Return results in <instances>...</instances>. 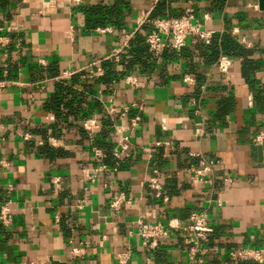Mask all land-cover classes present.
Masks as SVG:
<instances>
[{
  "label": "crops",
  "instance_id": "crops-1",
  "mask_svg": "<svg viewBox=\"0 0 264 264\" xmlns=\"http://www.w3.org/2000/svg\"><path fill=\"white\" fill-rule=\"evenodd\" d=\"M160 1L0 0V204L11 211L8 228L0 224V264H116L127 250V264H143L148 253L127 234L133 222L182 228L192 212H205L213 228L200 264H264L228 256L264 246V170L256 167V147L264 148V11L257 0H165L168 17L191 8L213 35L209 44L190 36L179 52L166 47L149 62L144 38ZM224 36L250 51L252 70L232 58L230 77L218 72ZM128 38L110 84L102 81L109 61L101 77L84 75ZM63 72L71 75L57 80ZM128 73L147 76L145 86L125 84ZM109 99L142 111L132 107L121 120L105 113ZM137 114L133 131L121 132L130 155L111 172L117 130ZM91 116L99 123L92 140L80 127ZM93 147L104 150L102 159ZM199 156L220 163L209 183L192 184ZM100 166L107 170L94 171ZM154 175L166 200L149 188ZM119 192L130 203L113 211L108 196ZM186 249L175 230L151 253L152 264H188Z\"/></svg>",
  "mask_w": 264,
  "mask_h": 264
},
{
  "label": "built area",
  "instance_id": "built-area-1",
  "mask_svg": "<svg viewBox=\"0 0 264 264\" xmlns=\"http://www.w3.org/2000/svg\"><path fill=\"white\" fill-rule=\"evenodd\" d=\"M49 6H54L59 0H45ZM73 3L79 4L84 0H71ZM7 30H9L7 28ZM213 32L206 30L202 25L195 20L193 10L188 8L184 13L178 17H164L154 19L152 21L151 30L145 35L144 41L147 47V52L150 55L151 60H157L166 49V47L172 48L174 51L179 52L185 45L188 37L195 36L199 41L204 44H209L212 38ZM128 39L124 40L121 45L113 48L103 59L88 64L83 67L82 72L89 79L101 77L103 75V68L101 62L109 61L117 64L120 62V57L123 50L128 45ZM21 41L19 39L15 42V47H19ZM5 55V54H4ZM232 65V58L226 55H220L216 61V68L219 73L223 74L225 78L230 77V67ZM3 75H5L7 64L3 65ZM71 73L63 72L57 77V80L63 81L67 79ZM145 79L141 80L137 74L128 73L121 77V80L125 84L135 87L143 88L146 84ZM191 77H183L184 82H190ZM15 84V83H13ZM6 85V81H0V89ZM137 108L139 112L142 111L141 104L133 103L129 106H125L122 109H117L113 104V99H109L107 103H104V111L108 115H117L121 120H127L128 112L130 108ZM140 120L139 115L130 118L121 129L117 130L116 143L110 150L113 157L116 159L115 166L110 169L111 172H117L120 161L130 155L129 149V137L121 133L122 131L132 132L137 126ZM81 129L87 135L89 139H93L96 131L99 128L98 119L95 116L85 118L81 121ZM93 157L96 159H102L104 157V150L98 148H92ZM219 161L204 158L199 156L198 165L191 167L188 179L192 184L209 183V175L212 172V168L219 164ZM107 170L106 167L100 166L96 172H102ZM109 170V169H108ZM92 175L88 176L92 179ZM149 188L154 194V197L166 200L165 192L162 188L159 178L154 175L148 181ZM124 193H111L108 196V205L113 211H119L122 207L129 204ZM218 206L221 205L220 200L216 201ZM77 207L81 208L82 203H78ZM11 223V211L8 206V202L0 204V224L4 228H8ZM175 230H179L180 237L183 243L186 245V253L188 264H200L201 259L198 254H205L208 252L207 242L209 234L212 233L213 228L209 223L208 216L205 212H192L189 215V222L185 227L179 228L176 225L168 222L164 224L160 221L150 222L138 217L133 226L127 232L130 238L136 237L144 252L148 253V256L144 259L143 264H152L151 253L159 249L166 240H168ZM213 250H216L213 248ZM228 256L232 261H254L262 263L264 261V246L260 248L244 247V248H232L228 251ZM130 257V252L121 251L116 254V264H127Z\"/></svg>",
  "mask_w": 264,
  "mask_h": 264
},
{
  "label": "trees",
  "instance_id": "trees-1",
  "mask_svg": "<svg viewBox=\"0 0 264 264\" xmlns=\"http://www.w3.org/2000/svg\"><path fill=\"white\" fill-rule=\"evenodd\" d=\"M167 10H168V6L166 5L165 0H161L160 2L157 3L156 7L153 9V11L151 13V18L154 20V19H158V18L168 17V11ZM139 39H141V38L137 37L136 40H139ZM210 48L212 51L211 54L217 55L218 51H217L216 47L210 46ZM220 49L222 50V53H224V55H226L230 58H241L242 59V69H244V72H248L254 68V63L249 58L251 55L250 51L244 49L243 47H241L240 45H238L237 43L232 41L231 38H229L227 36L222 37ZM132 53H133L132 55H136L135 51H132ZM145 53H146L148 61L150 62L151 59H150L149 53L147 52V47H146ZM106 66H107L106 67V75L104 76V78H102V81L105 84H110L112 79L115 77V72H113V69H112L113 64L112 63H109ZM113 74H114V76H113ZM110 77H112V78H110Z\"/></svg>",
  "mask_w": 264,
  "mask_h": 264
},
{
  "label": "water",
  "instance_id": "water-1",
  "mask_svg": "<svg viewBox=\"0 0 264 264\" xmlns=\"http://www.w3.org/2000/svg\"><path fill=\"white\" fill-rule=\"evenodd\" d=\"M257 8L260 11H264V0H257ZM220 141L222 136H215ZM256 167L264 170V148L262 145L256 147Z\"/></svg>",
  "mask_w": 264,
  "mask_h": 264
}]
</instances>
